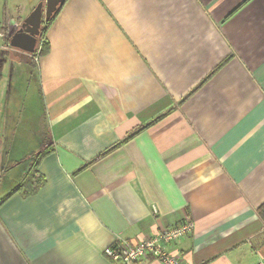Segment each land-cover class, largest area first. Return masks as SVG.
<instances>
[{"label":"crops","instance_id":"crops-1","mask_svg":"<svg viewBox=\"0 0 264 264\" xmlns=\"http://www.w3.org/2000/svg\"><path fill=\"white\" fill-rule=\"evenodd\" d=\"M18 1L0 0V38ZM44 38L45 183L0 204V264H112L118 240L187 219L165 246L184 264L264 258V0H65ZM6 48L0 199L37 154L15 137L31 103L10 84L28 61Z\"/></svg>","mask_w":264,"mask_h":264},{"label":"rangeland","instance_id":"rangeland-1","mask_svg":"<svg viewBox=\"0 0 264 264\" xmlns=\"http://www.w3.org/2000/svg\"><path fill=\"white\" fill-rule=\"evenodd\" d=\"M44 1L45 0H43V4H44ZM38 2L39 1L35 2V0H20L14 3L13 9L16 8V10H18L19 12H23L27 10L25 12L26 16L24 15L25 16L24 19H25L30 13V10L32 9V7H35L38 4ZM43 14H44V7H43ZM21 16L23 17L22 14ZM14 29H15V26H1V33H2L1 36L2 37L0 38V40L3 42V45H6L5 42L13 34L12 31ZM41 44L42 42L39 41L38 48L41 47ZM4 52L7 55L18 54V56H21L22 58H27V61H28V66H26L25 64H21L24 68L23 76L19 75L20 78L18 80L14 78L10 85H12L11 88L13 90L11 93L12 96L14 94L13 92L16 91V97L19 99L24 94H26L27 91L29 92V97H27L26 102H29L30 100L31 108H30V112L29 111L26 112L24 116V118L28 120L27 121L28 126H19L15 134V137L20 139V142L17 143L18 145L24 142L22 146L24 148H27L30 151V153H34L35 151H37L36 149H38L36 148L37 145H40L44 141H46L47 130H46L43 116H42V112L40 110V102L38 100L37 90L35 86L36 77L34 76V72H33L34 61L31 56L32 54L29 55L26 53H22L21 51L12 49L10 47L6 48ZM16 84H18V86H16ZM23 109H25V106L22 105V108L20 109V111H22ZM20 122L21 121H19V123ZM46 148H49V146H47Z\"/></svg>","mask_w":264,"mask_h":264},{"label":"built area","instance_id":"built-area-1","mask_svg":"<svg viewBox=\"0 0 264 264\" xmlns=\"http://www.w3.org/2000/svg\"><path fill=\"white\" fill-rule=\"evenodd\" d=\"M32 59L37 62L38 50ZM193 229V222L187 219L175 226L164 227L137 242L118 240L113 246L105 248L103 254L112 264H136L150 258L161 264H184L178 254L168 253L165 246L191 234ZM256 264H264V258H260Z\"/></svg>","mask_w":264,"mask_h":264},{"label":"water","instance_id":"water-1","mask_svg":"<svg viewBox=\"0 0 264 264\" xmlns=\"http://www.w3.org/2000/svg\"><path fill=\"white\" fill-rule=\"evenodd\" d=\"M65 0H45L39 2L30 14L23 19L19 29L8 39V47L26 54H33L42 23H47ZM44 7V14H43Z\"/></svg>","mask_w":264,"mask_h":264},{"label":"trees","instance_id":"trees-1","mask_svg":"<svg viewBox=\"0 0 264 264\" xmlns=\"http://www.w3.org/2000/svg\"><path fill=\"white\" fill-rule=\"evenodd\" d=\"M59 9L52 15L50 20L47 23L41 24V34L38 36L37 45L35 48V52L31 56H35L37 50H38V56L43 55L47 50V44L44 38V32L55 16L57 15ZM39 41L42 42L41 47L38 48ZM6 45H8V39L6 40ZM49 152L48 148H45L44 150L38 152L37 154L31 155V160L29 163V168L27 172L21 177L19 183L6 195L0 200V204H2L5 200H7L9 197L19 194L24 197H29L36 195L41 188L44 186L45 179L44 177L39 173L38 167L40 164L41 159ZM259 214L263 216L264 218V206L260 209Z\"/></svg>","mask_w":264,"mask_h":264},{"label":"flooded vegetation","instance_id":"flooded-vegetation-1","mask_svg":"<svg viewBox=\"0 0 264 264\" xmlns=\"http://www.w3.org/2000/svg\"><path fill=\"white\" fill-rule=\"evenodd\" d=\"M23 21V20H22ZM22 21H20V23L17 25V26H15V29L12 31L13 33H15L18 29H19V26H20V24L22 23ZM41 34V27H40V30H39V35ZM37 40H38V38H37Z\"/></svg>","mask_w":264,"mask_h":264}]
</instances>
